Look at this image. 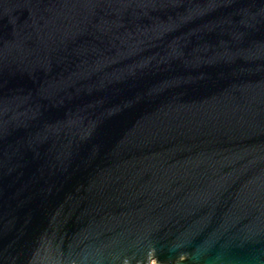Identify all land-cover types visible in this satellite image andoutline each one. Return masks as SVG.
<instances>
[{"label": "water", "instance_id": "95a60500", "mask_svg": "<svg viewBox=\"0 0 264 264\" xmlns=\"http://www.w3.org/2000/svg\"><path fill=\"white\" fill-rule=\"evenodd\" d=\"M264 264V0H0V264Z\"/></svg>", "mask_w": 264, "mask_h": 264}, {"label": "built area", "instance_id": "2783aa9c", "mask_svg": "<svg viewBox=\"0 0 264 264\" xmlns=\"http://www.w3.org/2000/svg\"><path fill=\"white\" fill-rule=\"evenodd\" d=\"M149 264H157L154 260H151Z\"/></svg>", "mask_w": 264, "mask_h": 264}]
</instances>
